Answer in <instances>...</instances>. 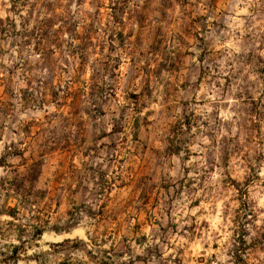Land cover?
<instances>
[{"label":"rangeland","instance_id":"obj_1","mask_svg":"<svg viewBox=\"0 0 264 264\" xmlns=\"http://www.w3.org/2000/svg\"><path fill=\"white\" fill-rule=\"evenodd\" d=\"M0 264H264V0H0Z\"/></svg>","mask_w":264,"mask_h":264}]
</instances>
